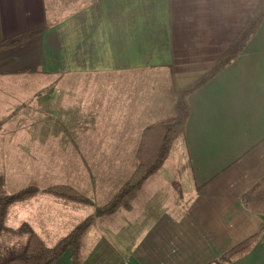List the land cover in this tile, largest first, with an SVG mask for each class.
<instances>
[{"label": "crops", "instance_id": "0c3cea01", "mask_svg": "<svg viewBox=\"0 0 264 264\" xmlns=\"http://www.w3.org/2000/svg\"><path fill=\"white\" fill-rule=\"evenodd\" d=\"M257 3L0 0V41L45 28L0 52V132L5 135L0 155L78 162L69 167L65 183L94 205L73 203L94 212H85L73 230L108 202L97 204L95 193L104 194L108 186L90 179L86 163L137 159L144 129L174 116L176 92L214 67ZM188 103L179 145L174 143L129 210L95 219L81 241V264H211L259 231L258 243L233 264H264V215L242 201L264 179V21L240 56L193 92ZM52 111L58 119L51 118ZM44 116L56 125L41 127ZM112 119L119 121L120 136ZM57 129L72 131L68 149L62 157L44 160L51 151L43 148L49 144L41 135ZM86 130L114 133L78 135ZM49 205L53 210L35 222L36 228L31 220L21 224L45 244L56 241L80 211ZM56 264H73L71 251Z\"/></svg>", "mask_w": 264, "mask_h": 264}, {"label": "trees", "instance_id": "16d2710c", "mask_svg": "<svg viewBox=\"0 0 264 264\" xmlns=\"http://www.w3.org/2000/svg\"><path fill=\"white\" fill-rule=\"evenodd\" d=\"M264 21V0H258L254 13L249 17L243 29L229 48L224 52L214 67L191 86L176 92L175 114L172 118L146 127L137 147V164L134 172L112 198L96 208L93 215L77 225L67 236L54 247H48L28 224L17 228L5 226L6 210L9 206L29 200L39 194L40 189L30 185L19 191L8 194L4 188V178L0 176V237L11 235L16 240L14 245L7 240H0V264H56L67 252L71 251L73 264H81V241L90 230L96 218L105 217L121 209L129 210L131 203L138 195L149 177L155 174L164 164L174 143L184 134L190 116L188 97L212 80L228 67L245 50L254 38ZM45 28L36 29L0 41V52L19 47L28 40L40 35ZM45 193L75 203L93 206V201L85 194L67 184H56L47 187ZM246 209L264 215V179L242 197ZM262 236L259 231L236 244L211 264H233L247 255Z\"/></svg>", "mask_w": 264, "mask_h": 264}, {"label": "rangeland", "instance_id": "374dc122", "mask_svg": "<svg viewBox=\"0 0 264 264\" xmlns=\"http://www.w3.org/2000/svg\"><path fill=\"white\" fill-rule=\"evenodd\" d=\"M49 115L55 120L58 119V114L55 111H52V113H50ZM162 117H164V115H162ZM43 119L44 122L40 124L41 127H49V125L51 127L56 125L53 123L50 124L51 121H48L46 116H44ZM110 123L116 125V130L118 132V135L120 136L122 134V131L118 129L119 121L117 119H112ZM112 133L114 132L106 130H86L79 131L78 135L84 134L86 135L85 137H98L112 136ZM35 135L38 138V131H35ZM70 135H72V131H63L58 129L43 131L41 139L45 141V144L46 142H48L49 144L47 148H43L46 151H51V155H45L41 158L47 160L50 158L62 157L63 154H65L64 150L68 149V146L65 145H68L67 143ZM27 138L32 140L33 136L27 134ZM135 138V142H137L138 137ZM2 139H5V135L0 132V144L4 145V143H2ZM177 144L178 141L176 142L174 148L179 145ZM37 157L38 156H31L30 159ZM6 158L7 157L0 155V176L2 175L4 178L3 188L8 194H13L22 188L29 187L32 184H36L35 186L39 187L40 189V193L37 194V196H35L34 198L15 203L7 208L5 226L9 229L17 228L23 223L25 219L27 220H25L24 222H28V220H31L33 226H35L36 228L35 222H40L45 214L53 210V208L49 205L50 203L62 205L68 204L76 209H80L77 214L72 216V219L66 221V227L60 237L56 239V241L52 243L45 241L47 246L53 247L57 244L56 242L66 236L72 230V228L76 224H78L84 218V216H86L85 212L89 214L94 212V208L89 209L86 206L58 199L43 192L50 185L65 183L66 181L64 178L66 176H69V167L75 166V163H77L78 165V162H66L62 159L60 161L47 160L40 163L33 161H24L22 160L23 156H10V160H7ZM12 158H17L19 160L13 161ZM130 158H132V161H127L124 163H86L88 164L87 167L91 166L90 171L92 174V178L89 175L90 179H95L96 182L100 185L104 183V185L108 186L104 194H100L99 192L95 193V196L98 197L96 199L97 204L102 205L109 201L110 198L119 190L120 186L125 182V180H127L134 172L137 164V159H135L133 156H131ZM120 166L121 170L119 169ZM85 171L87 172V170ZM95 175H98V177H96ZM68 209L70 211V208ZM12 239L13 237L11 235L0 237V240H7V242H11V245H14L16 240Z\"/></svg>", "mask_w": 264, "mask_h": 264}]
</instances>
